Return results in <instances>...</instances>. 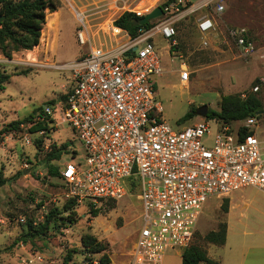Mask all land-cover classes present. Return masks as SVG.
Returning <instances> with one entry per match:
<instances>
[{"label": "rangeland", "instance_id": "1", "mask_svg": "<svg viewBox=\"0 0 264 264\" xmlns=\"http://www.w3.org/2000/svg\"><path fill=\"white\" fill-rule=\"evenodd\" d=\"M61 1L57 39L52 28L44 26L40 45L30 52H15L11 59L0 52V62L11 74L5 89L0 91V129L14 120L38 113L41 106L49 105L52 100L54 105L60 102L72 75L66 64L90 46L89 41L81 44L77 38V27L85 26L78 6L68 0ZM165 1L129 0L122 9L115 8L100 19L104 28L89 30L92 43L108 45L110 18L120 11L147 13ZM219 4L224 6L221 11L216 9ZM206 15H213L216 25L203 33L198 23ZM53 16V12H48L47 20ZM93 17H88L91 24L100 21ZM163 20L172 21L177 30V45L161 35L156 36L164 69L162 75L155 77L156 96L163 108L162 117L168 123L181 128L204 118L213 129L214 120L209 111L219 110L222 94L238 93L244 97L255 92L264 103V0H182L180 11L152 19L151 27ZM233 27L246 29L248 41L253 44L250 52H245L230 36L229 29ZM119 33L121 31L114 27L112 34ZM182 63L191 70L188 85L180 79ZM25 70L26 73H21ZM204 107L207 112L202 115ZM190 109L194 116L183 120ZM31 127L30 122H24L0 138V264H63L69 249L73 252L67 264H93L100 254L84 249L81 243L84 233L109 243L111 264H129V253L141 224L142 203L138 188L130 187L115 201L103 200L94 205L99 209L96 216L90 202L67 207L69 198L63 181L49 174L50 164L57 162L48 160V153L53 145L59 147L68 142L78 149L74 161L83 164L81 143L66 124L45 133L46 138L32 132ZM27 137L30 143L26 142ZM210 139V136L204 138L207 143ZM48 141L52 143L49 148L44 146ZM71 156L67 147L60 161L69 162ZM248 190L253 199L246 208H241V212L250 218L264 217V191L253 186H248ZM229 199L228 196H213L205 202L190 243L216 258L224 254L226 247L207 241L205 235L227 220L225 205L229 209ZM51 213L74 222L60 227L51 222L42 233L27 241L18 240L29 231V223L40 229L39 225L44 224ZM182 251L169 250L163 256V264H182Z\"/></svg>", "mask_w": 264, "mask_h": 264}, {"label": "built area", "instance_id": "2", "mask_svg": "<svg viewBox=\"0 0 264 264\" xmlns=\"http://www.w3.org/2000/svg\"><path fill=\"white\" fill-rule=\"evenodd\" d=\"M181 6L182 0L170 2L162 6L163 15ZM198 27L211 31L213 17H202ZM76 34L81 44L89 41L82 27ZM229 34L245 52L253 48L244 27L230 28ZM157 35L177 45L169 20L111 47L91 44L66 64L72 75L65 98L45 105L30 122L47 123L37 131L41 135L66 124L80 141L83 164L74 161L78 149L72 145L71 161H56L69 199L96 206L124 196L132 179L138 182L141 224L129 264H163L169 250L189 246L204 204L213 196L248 186L264 191V111L234 122L212 118L213 129L204 118L181 128L168 123L156 96L155 77L164 72ZM190 77L182 63L180 79ZM51 144L44 142L47 148Z\"/></svg>", "mask_w": 264, "mask_h": 264}, {"label": "trees", "instance_id": "3", "mask_svg": "<svg viewBox=\"0 0 264 264\" xmlns=\"http://www.w3.org/2000/svg\"><path fill=\"white\" fill-rule=\"evenodd\" d=\"M176 0H166L161 4H166ZM61 6V0H0V14L5 18L0 26V52L4 57L12 58L13 53L21 50H31L39 45L42 36V30L47 21L48 12H54ZM144 14V13H143ZM134 11H124L119 17L114 20V25L125 29L131 36H136L141 30L148 29L153 25L151 20L140 23L139 20L144 16ZM21 73H26L22 71ZM11 74L3 68L0 62V91L5 89V83L10 79ZM65 95H63V99ZM62 99V100H63ZM49 104H53V100ZM39 111L44 110V106L39 108ZM264 111V103L255 92H249L242 97L238 93L222 94L220 99L219 110H210L212 118H219L224 122H234L236 120L246 119L249 116L258 115L259 111ZM38 111V112H39ZM35 113L21 120H14L7 126L0 129V138L10 129H17L24 122H32ZM194 116L193 109H190L184 116L183 120H187ZM211 118V117H210ZM44 122H36L32 124L31 131L46 128ZM68 142L63 143L59 147L53 145L48 153V160H61L62 154L66 152ZM49 174L52 176H60L59 167L57 164H50ZM138 182L132 179L129 183L130 187H137ZM128 189V190H129ZM139 190V188H138ZM115 201V200H107ZM75 199H69L67 207L76 204ZM93 207V215L99 214V209ZM225 209L228 208L225 205ZM73 223L74 220H69L67 217H59L54 213L46 216L45 223L39 225L40 229H36L32 223H29V231L25 232L18 240L27 241L30 237L40 234L49 227L52 222L57 227L64 224ZM63 224V225H62ZM226 221L219 225L217 230H211L206 233L205 239L216 245L224 244L226 238ZM81 243L87 252L100 254L97 261L93 264H111L109 243L98 239L95 235L84 233L81 236ZM73 249H69L64 258L63 264H67L72 258ZM182 264H222L218 259L208 255L207 251L202 247L191 244L185 247L181 254Z\"/></svg>", "mask_w": 264, "mask_h": 264}, {"label": "crops", "instance_id": "4", "mask_svg": "<svg viewBox=\"0 0 264 264\" xmlns=\"http://www.w3.org/2000/svg\"><path fill=\"white\" fill-rule=\"evenodd\" d=\"M68 1L72 5L76 7L78 6L81 15L84 16L83 18H81V20L85 26L84 28L83 27L82 28L86 30L87 35L89 36V42H90L89 45H91L93 44L89 33L91 29L104 28L105 27L104 22L101 21L100 19L103 16L108 15L109 12L115 11V8L122 9V6H124L129 0H68ZM124 11L125 10H122L116 15H114L112 18H110V24L108 25L110 27L109 36L111 38L108 42V45L105 44L103 46L111 47L116 45L118 42H122V41L124 42L130 35L125 29L117 27L113 23V21L117 17H119ZM134 12L136 11L134 10ZM53 14L54 16L50 20L46 21L45 26H49V24H51V26L49 27L52 28V32L56 33V39H57L58 29H59V10L57 9L56 11L53 12ZM77 14L80 13L77 12ZM89 16H94L92 19H99L100 21L91 24V22L88 20ZM209 16L213 17L216 25V20L214 16L213 15H209ZM114 27H117L121 31V33L117 35H113L112 33ZM78 28L79 27H77V29ZM43 31L44 28L42 32ZM31 50H26V51L30 52ZM182 83L187 85L189 84L188 81H182ZM227 196L230 198L229 199L230 203H229V209L227 211L226 238L224 244L219 245V246H225L226 249L224 254L220 258H216L214 256L211 257L218 259L222 264H264V217L250 218L246 216L243 212H241V208H246L253 199L251 196V191L248 190V187H244L242 189L230 193ZM237 209L240 210L239 213H237L236 211Z\"/></svg>", "mask_w": 264, "mask_h": 264}, {"label": "water", "instance_id": "5", "mask_svg": "<svg viewBox=\"0 0 264 264\" xmlns=\"http://www.w3.org/2000/svg\"><path fill=\"white\" fill-rule=\"evenodd\" d=\"M163 14H164V11H163L162 6L161 5H158L155 8H153L151 11L145 13L144 16L139 20V22L140 23H145V22H147L149 20H152V19H154L156 17H159V16H161ZM4 18H5V16L0 14V26L2 25V21L4 20ZM206 112H207V108L204 107L201 110V113H202V115H205ZM261 112H262V110L259 111V113H261Z\"/></svg>", "mask_w": 264, "mask_h": 264}, {"label": "bare ground", "instance_id": "6", "mask_svg": "<svg viewBox=\"0 0 264 264\" xmlns=\"http://www.w3.org/2000/svg\"><path fill=\"white\" fill-rule=\"evenodd\" d=\"M57 14V13H56ZM55 18H56V15H55ZM58 18V17H57ZM53 23V22H52ZM49 26H51V24H49Z\"/></svg>", "mask_w": 264, "mask_h": 264}]
</instances>
